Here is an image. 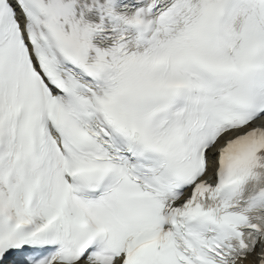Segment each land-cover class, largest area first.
<instances>
[{
    "label": "snow or ice",
    "instance_id": "6c2138e0",
    "mask_svg": "<svg viewBox=\"0 0 264 264\" xmlns=\"http://www.w3.org/2000/svg\"><path fill=\"white\" fill-rule=\"evenodd\" d=\"M0 264H264V0H0Z\"/></svg>",
    "mask_w": 264,
    "mask_h": 264
}]
</instances>
